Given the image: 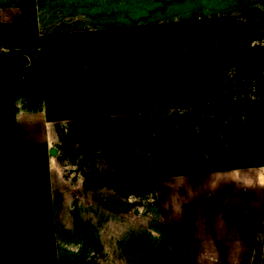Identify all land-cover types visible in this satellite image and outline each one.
<instances>
[{
  "label": "rangeland",
  "instance_id": "rangeland-1",
  "mask_svg": "<svg viewBox=\"0 0 264 264\" xmlns=\"http://www.w3.org/2000/svg\"><path fill=\"white\" fill-rule=\"evenodd\" d=\"M197 4L0 0V66L36 60L41 85L36 103L31 90L12 104L0 71V264H44L27 173H40L58 264H264V0L219 1L210 16ZM144 55L153 83L113 104L134 94Z\"/></svg>",
  "mask_w": 264,
  "mask_h": 264
},
{
  "label": "trees",
  "instance_id": "trees-1",
  "mask_svg": "<svg viewBox=\"0 0 264 264\" xmlns=\"http://www.w3.org/2000/svg\"><path fill=\"white\" fill-rule=\"evenodd\" d=\"M35 18L36 14H33ZM34 28L36 26V23L33 22ZM168 25H163L160 26L159 28H165ZM33 29V26H32ZM122 31H127L126 29H122ZM118 32H116L117 34ZM122 33V32H121ZM101 33H99L100 35ZM123 35V33H122ZM24 44L25 47H30V46H37L39 44V41L41 40L37 30L34 31L33 33L28 32L26 35L24 33ZM140 42L137 43H142L143 38L141 35L138 36ZM148 41H151L148 38ZM147 40H144V43L146 44L145 47L146 51H149L148 49L150 43L148 44ZM107 46H103L106 52H108L110 49H115L119 42L117 40H112L109 39ZM99 46H101L99 44ZM97 49H91L90 56L87 59V62H89L91 67H95L98 65V59H95L96 56V51ZM144 50V51H145ZM91 55L93 57H91ZM146 59L141 61L145 66L139 69L136 74L138 75V81L134 84L135 90L133 91L134 94L131 96L125 95V96H120V97H112L113 104L117 105H129L132 104V101H129L130 99H135L139 98L141 94H145L147 86L152 82V72H154V63L152 61V58L149 57V55H144ZM120 57V56H119ZM13 59H16V62L7 60L5 64L1 65L0 71L4 74V79L2 80V90H4L7 93V96H9L10 102L13 104L19 94L24 91V94L29 96V91L33 90V92L36 91L37 97L34 99L32 97V101L36 103L40 97L39 96V91H40V79L37 78L39 75V69H38V62L36 60L35 63L32 66H27L23 62V58L18 55L17 57H12ZM13 64V65H12ZM129 69L127 65H121L119 64L118 66H111L110 68L106 69V74L101 75L102 77H109V75H118L122 70ZM87 70V69H86ZM89 71V70H88ZM84 72V70L82 71ZM80 72V73H82ZM175 78L168 79V82H172ZM177 88L179 91H184V90H193V89H199V91L204 88H209V85H203L200 83H197L196 81H191L189 83V87H185L181 80H178V83L176 84ZM210 88L212 90H216L217 87L210 85ZM150 91H152L153 87L151 86ZM35 94V93H34ZM112 103V102H111ZM130 125H135V122L131 123V120H126L120 126L128 130L127 132L130 131L129 127ZM134 130H137V124L135 125ZM119 127V126H117ZM146 127L148 128L149 125L147 124ZM123 134V133H122ZM115 138L119 137L118 135H113ZM89 141H94L95 137L94 136H89L87 137ZM155 147L152 146L150 150L152 152H155ZM4 150H0V153L3 152ZM0 164L2 162L0 161ZM230 168V167H229ZM215 170L222 169L221 167H214ZM211 170V169H210ZM26 176H29V184L24 185V195L21 197V202H22V208L33 215V217L36 219V229L34 236L38 237V240L41 242L38 245L40 248H43L44 254L42 255V262L44 264H58V259H57V250H56V237H55V223H54V218H53V212L49 206H45L41 203L40 199L35 196L33 190L35 187V184L39 180L40 173H27ZM35 228V227H34Z\"/></svg>",
  "mask_w": 264,
  "mask_h": 264
},
{
  "label": "crops",
  "instance_id": "crops-1",
  "mask_svg": "<svg viewBox=\"0 0 264 264\" xmlns=\"http://www.w3.org/2000/svg\"><path fill=\"white\" fill-rule=\"evenodd\" d=\"M197 2L198 4L196 5L197 9L200 11V15L202 16H210L208 13L210 12V10H212L213 7V3L216 2H225L227 4V7L230 8L232 5L230 3H234L235 1H241V2H245L247 0H182V2ZM217 6V5H216ZM264 174V173H262ZM136 213H139V210L136 211ZM264 222V221H263ZM135 241V239H134Z\"/></svg>",
  "mask_w": 264,
  "mask_h": 264
},
{
  "label": "water",
  "instance_id": "water-1",
  "mask_svg": "<svg viewBox=\"0 0 264 264\" xmlns=\"http://www.w3.org/2000/svg\"><path fill=\"white\" fill-rule=\"evenodd\" d=\"M254 48H255V52H259V51L264 52V44H255ZM51 152L53 155H56L58 153L56 148H52Z\"/></svg>",
  "mask_w": 264,
  "mask_h": 264
},
{
  "label": "bare ground",
  "instance_id": "bare-ground-1",
  "mask_svg": "<svg viewBox=\"0 0 264 264\" xmlns=\"http://www.w3.org/2000/svg\"><path fill=\"white\" fill-rule=\"evenodd\" d=\"M51 163H52V166H53L55 162H53V160H52ZM53 167H54V166H53Z\"/></svg>",
  "mask_w": 264,
  "mask_h": 264
}]
</instances>
